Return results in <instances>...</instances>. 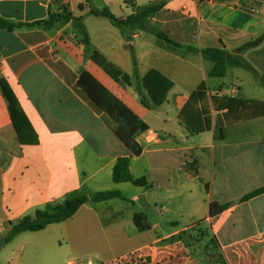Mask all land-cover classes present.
<instances>
[{
    "label": "crops",
    "instance_id": "0c3cea01",
    "mask_svg": "<svg viewBox=\"0 0 264 264\" xmlns=\"http://www.w3.org/2000/svg\"><path fill=\"white\" fill-rule=\"evenodd\" d=\"M155 1L0 0V16L12 22L45 19L50 9L74 15L50 29L0 28V79L21 108L16 125L0 85V242L39 208L121 193L16 235L0 249V264H98L135 250L147 264H213L196 222L225 264H264V192L256 194L264 187V0H168L151 15L156 30L197 49L234 53L261 39L242 54L247 68L228 65L221 77L208 75L212 63L198 51L171 49L153 32L90 12L125 17ZM152 69L172 82L159 106L142 83ZM84 70L148 124L135 135L139 155L80 86ZM117 70L129 82L114 78ZM202 83V96L192 97ZM124 156L148 186L114 181ZM212 202L227 207L211 217Z\"/></svg>",
    "mask_w": 264,
    "mask_h": 264
},
{
    "label": "trees",
    "instance_id": "16d2710c",
    "mask_svg": "<svg viewBox=\"0 0 264 264\" xmlns=\"http://www.w3.org/2000/svg\"><path fill=\"white\" fill-rule=\"evenodd\" d=\"M168 0H159L152 2L146 6L139 7L135 13L127 15L125 17H115L109 10L94 9L91 8L90 12L96 15H104L112 18L115 24L124 26H138L145 31H150L156 34L165 44L171 49H179L185 47L188 51H198L202 57L212 63V67L208 71V75L211 77H221L226 75L228 65L248 67L249 64L242 57V54L247 50L257 46L260 42V38L249 40L238 47L234 53L227 51L221 47H204L197 49L190 45H185L175 39H173L164 30H155L146 24L145 19L156 14L161 10ZM74 18V15L67 12L65 9L61 12H55L50 9L48 17L45 19L36 20L33 22H12L0 16V28H5L8 30H14L19 27L28 28H52L58 21L64 20L69 21ZM79 21V20H78ZM78 26L84 28L83 24L79 21ZM86 39L88 35L84 31ZM96 53L93 54L95 56ZM136 65V59H134ZM114 78L122 79L129 82V75L123 73L120 70L117 72H112ZM144 87L147 89L150 96L151 102L154 106H159L165 100V95L167 90L172 86V82L158 73L156 70H150L142 79ZM79 84L83 87L90 97L99 104L106 112L107 123L114 129L116 135L131 149L134 155H139L142 152V146L137 142L135 135L148 129V124L137 116L132 110H130L126 105L119 101L115 96H113L108 89H106L89 71L84 70L79 78ZM0 85L2 87L4 95L9 101V107L12 113L14 123L18 124V116L21 113V108L17 97L13 93L9 84L5 79H0ZM206 87L205 83H202L197 91L192 94V97H200ZM241 104H247V101H239ZM144 105L151 107L146 101H143ZM23 118L27 121L26 117ZM28 123V121H27ZM113 179L115 182H131L135 185L148 186V181L146 177H135L130 170V157L124 156L120 157L113 169ZM264 192V187L256 192ZM116 196H121L119 191L105 190L99 191L92 196L88 195H78L69 200L64 204L56 205L55 207L39 208L35 210L32 215H25L20 218V220L11 224L9 231L7 232L4 240L0 242V249L10 242L16 235L25 231H37L44 229L50 224L59 223L65 221L72 217L76 211L89 199L92 201H105ZM252 195H248L250 197ZM227 207V205H220L218 203L212 202L210 204V216L216 217L222 213V211ZM141 213L135 215V221L139 228L143 226L139 225ZM213 238V237H212ZM214 239V238H213ZM215 240V239H214Z\"/></svg>",
    "mask_w": 264,
    "mask_h": 264
},
{
    "label": "rangeland",
    "instance_id": "374dc122",
    "mask_svg": "<svg viewBox=\"0 0 264 264\" xmlns=\"http://www.w3.org/2000/svg\"><path fill=\"white\" fill-rule=\"evenodd\" d=\"M150 17L151 15L145 19L146 24L149 25L150 28L156 30V28L150 25L151 23ZM153 25L161 28V25H159V23H154ZM192 229L197 230L196 235L198 237L199 242L207 246V250H208L209 255L211 256V260L213 264H225L222 253L218 249V246L215 240L207 233V228L201 227V223L196 222L192 224Z\"/></svg>",
    "mask_w": 264,
    "mask_h": 264
},
{
    "label": "built area",
    "instance_id": "2783aa9c",
    "mask_svg": "<svg viewBox=\"0 0 264 264\" xmlns=\"http://www.w3.org/2000/svg\"><path fill=\"white\" fill-rule=\"evenodd\" d=\"M86 264H93L87 262ZM98 264H147L146 257L139 251H131L130 253L118 256L110 261L101 262Z\"/></svg>",
    "mask_w": 264,
    "mask_h": 264
}]
</instances>
